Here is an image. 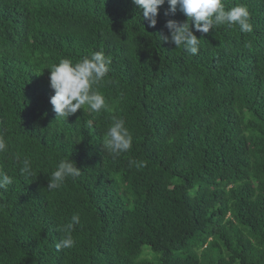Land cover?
I'll use <instances>...</instances> for the list:
<instances>
[{
    "label": "trees",
    "instance_id": "obj_1",
    "mask_svg": "<svg viewBox=\"0 0 264 264\" xmlns=\"http://www.w3.org/2000/svg\"><path fill=\"white\" fill-rule=\"evenodd\" d=\"M243 4L252 31L202 34L198 54L160 40L133 0H0V264H264V0ZM111 58L106 110L63 120L49 68ZM123 118L132 146L104 139ZM91 121V126L88 122ZM31 174H22L24 159ZM80 169L49 189L61 160ZM80 215L75 245L56 249Z\"/></svg>",
    "mask_w": 264,
    "mask_h": 264
},
{
    "label": "clouds",
    "instance_id": "obj_2",
    "mask_svg": "<svg viewBox=\"0 0 264 264\" xmlns=\"http://www.w3.org/2000/svg\"><path fill=\"white\" fill-rule=\"evenodd\" d=\"M167 2L169 5L166 15L175 14L177 10L186 16V21L178 23L168 20L165 28L169 35L160 36V40L172 43L175 48L183 49L192 55L198 54L201 39L194 34L193 27L202 34L209 33L210 29L226 25L229 28L238 26L244 33L252 31L250 13L243 4H236L226 9L223 0H133L138 6L141 17L154 27L157 24L159 9ZM111 58L103 52H94L91 56L83 57L78 62L64 58L59 63L52 65L50 70V87L54 95L50 98L56 118L67 120L78 110H84L87 106L90 112L100 114L106 110L105 97L98 86L109 73ZM91 126V121L88 122ZM104 146L107 151L118 156L127 152L132 146V134L125 126L123 118L112 117V123L108 127ZM8 145L3 136H0V154L7 151ZM22 174H31V161L24 159L21 167ZM80 175V169L71 160H61L52 173L48 187L59 189L68 178H76ZM13 183L10 176L0 171V188H5ZM80 223V215L74 214L71 222L64 228L65 235L56 244V249H69L75 245L71 231Z\"/></svg>",
    "mask_w": 264,
    "mask_h": 264
}]
</instances>
